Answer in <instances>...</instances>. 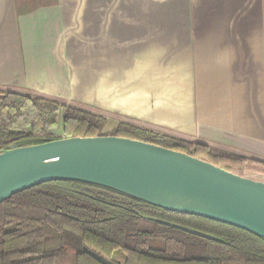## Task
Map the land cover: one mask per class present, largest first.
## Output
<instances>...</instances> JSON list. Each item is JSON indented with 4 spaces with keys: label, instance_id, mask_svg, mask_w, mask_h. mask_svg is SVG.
<instances>
[{
    "label": "crops",
    "instance_id": "0c3cea01",
    "mask_svg": "<svg viewBox=\"0 0 264 264\" xmlns=\"http://www.w3.org/2000/svg\"><path fill=\"white\" fill-rule=\"evenodd\" d=\"M1 90L264 162V0H0Z\"/></svg>",
    "mask_w": 264,
    "mask_h": 264
},
{
    "label": "trees",
    "instance_id": "16d2710c",
    "mask_svg": "<svg viewBox=\"0 0 264 264\" xmlns=\"http://www.w3.org/2000/svg\"><path fill=\"white\" fill-rule=\"evenodd\" d=\"M108 127L104 115L88 108L28 91H0V151L63 137L111 135L182 152L249 179L264 177L262 161L128 122ZM143 216L206 232L223 242ZM152 241L163 246L153 248ZM0 264H264V238L169 212L106 187L54 181L0 204Z\"/></svg>",
    "mask_w": 264,
    "mask_h": 264
},
{
    "label": "water",
    "instance_id": "95a60500",
    "mask_svg": "<svg viewBox=\"0 0 264 264\" xmlns=\"http://www.w3.org/2000/svg\"><path fill=\"white\" fill-rule=\"evenodd\" d=\"M77 181L106 187L169 212L205 218L264 238V182L150 143L63 137L0 151V204L31 188ZM200 238L212 234L143 216Z\"/></svg>",
    "mask_w": 264,
    "mask_h": 264
},
{
    "label": "rangeland",
    "instance_id": "374dc122",
    "mask_svg": "<svg viewBox=\"0 0 264 264\" xmlns=\"http://www.w3.org/2000/svg\"><path fill=\"white\" fill-rule=\"evenodd\" d=\"M65 1L66 2H74V3H82L84 0H65ZM140 1H144V0H140ZM154 1L155 2H162V1H166V0H154ZM80 7H81L80 5L78 6V8L76 7V10H75L76 13H81V10L79 9ZM116 123H117L116 121H111V122L109 121V127L108 128L111 129V127L114 126ZM107 131H109V130H107ZM155 131L162 132V131H159V130H155ZM55 133H56V135H60L61 134L60 130L56 131ZM162 133H164V132H162ZM251 178L254 179V180H257V181L264 182V177L263 176L252 175ZM150 245L153 248L154 247L158 248V247H162L163 246L162 242H160V241H152V242H150Z\"/></svg>",
    "mask_w": 264,
    "mask_h": 264
}]
</instances>
